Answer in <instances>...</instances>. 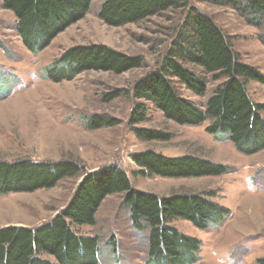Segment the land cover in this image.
Listing matches in <instances>:
<instances>
[{
	"label": "rangeland",
	"instance_id": "obj_1",
	"mask_svg": "<svg viewBox=\"0 0 264 264\" xmlns=\"http://www.w3.org/2000/svg\"><path fill=\"white\" fill-rule=\"evenodd\" d=\"M103 1L93 0L84 18L60 32L48 46L32 51L14 28V13L0 0V161L74 160L84 167L52 188L0 193V228H35L49 222L69 205L87 173L117 163L137 190L161 197L200 196L203 201L230 209L223 221L213 222L207 229L184 218H173L171 224L201 242L196 252L183 255L175 264H257L264 257V150L243 154L228 137L208 133L206 123L180 125L168 120L151 100L134 93L136 83L156 71L168 56V48L189 10L170 8L138 22L112 26L99 17ZM190 1L214 17L242 61L264 73V27L248 23L231 6ZM79 44L111 47L142 57L143 64L123 73L87 70L70 80L54 81V61ZM178 61L207 83L206 94H195L172 75L168 77L182 97L203 106L223 79H215L196 64L183 63L180 58ZM248 88L256 101L264 102L263 83L250 81ZM115 90L121 94L105 100V94ZM140 103L148 107L149 117L132 124L130 114ZM98 116L118 122L90 128L91 117ZM136 128L173 134L169 140L149 141L139 138ZM149 150L172 157L192 154L229 168L220 175L195 178L133 174L139 168L131 155ZM125 197L123 192L107 195L96 213L95 225L73 224L72 229L100 236L96 264H167L160 258L149 259L148 227L134 226Z\"/></svg>",
	"mask_w": 264,
	"mask_h": 264
},
{
	"label": "trees",
	"instance_id": "obj_2",
	"mask_svg": "<svg viewBox=\"0 0 264 264\" xmlns=\"http://www.w3.org/2000/svg\"><path fill=\"white\" fill-rule=\"evenodd\" d=\"M93 0H2L11 10L14 28L32 51L41 50L72 23L84 18ZM231 6L248 23L264 27V0H201ZM170 8L189 10L184 23L163 57L160 67L141 79L134 93L151 100L168 120L180 125L206 123V131L217 138L228 137L234 148L250 154L264 150V102L249 92V82L264 84V73L240 59L231 40L214 17L191 5L190 0H104L99 17L108 25L138 22ZM264 42V39H262ZM196 64L215 79H223L201 106L182 97L169 75L198 95H205L207 83L190 67L178 61ZM142 57L130 56L100 44H79L68 48L51 66L52 79L70 80L82 71L103 70L115 73L140 67ZM121 94H105L113 100ZM148 107L140 103L130 114L132 124L148 119ZM116 119L92 118L89 127L111 126ZM143 140H169L172 134L162 129L136 128ZM139 169L133 174L166 178H190L226 173L229 166L192 154L167 156L149 150L131 155ZM83 166L74 160L33 162L29 158L0 161V193L52 188L62 178L74 176ZM84 168V167H83ZM125 193V205L138 229L148 227V255L175 264L183 255L196 252L200 240L181 232L171 224L184 218L207 229L225 219L230 209L200 196L161 197L137 190L128 173L117 163L90 171L80 183L69 205L49 222L32 227L0 228V264H96L99 235H83L72 225H95L96 213L107 195ZM214 193H209V195ZM117 250V242H113ZM257 264H264V257Z\"/></svg>",
	"mask_w": 264,
	"mask_h": 264
}]
</instances>
